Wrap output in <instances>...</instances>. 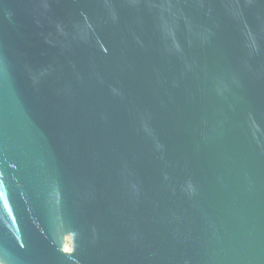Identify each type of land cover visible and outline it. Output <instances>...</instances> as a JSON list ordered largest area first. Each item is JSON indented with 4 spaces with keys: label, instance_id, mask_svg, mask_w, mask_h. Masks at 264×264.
Segmentation results:
<instances>
[{
    "label": "water",
    "instance_id": "water-1",
    "mask_svg": "<svg viewBox=\"0 0 264 264\" xmlns=\"http://www.w3.org/2000/svg\"><path fill=\"white\" fill-rule=\"evenodd\" d=\"M0 264H264V0H0Z\"/></svg>",
    "mask_w": 264,
    "mask_h": 264
}]
</instances>
